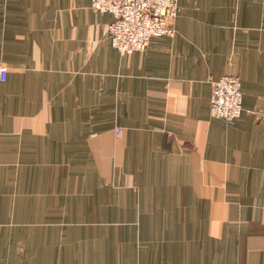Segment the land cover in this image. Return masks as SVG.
I'll return each instance as SVG.
<instances>
[{"label": "crops", "instance_id": "crops-1", "mask_svg": "<svg viewBox=\"0 0 264 264\" xmlns=\"http://www.w3.org/2000/svg\"><path fill=\"white\" fill-rule=\"evenodd\" d=\"M178 6L121 54L90 0H0V264H264V0Z\"/></svg>", "mask_w": 264, "mask_h": 264}, {"label": "built area", "instance_id": "built-area-1", "mask_svg": "<svg viewBox=\"0 0 264 264\" xmlns=\"http://www.w3.org/2000/svg\"><path fill=\"white\" fill-rule=\"evenodd\" d=\"M96 14H109L106 32L111 46L121 54L143 52L153 37H173L179 12L178 0H90ZM7 69L0 66V82ZM242 111V94L238 78L225 75L212 84L209 113L227 123ZM119 130H116L118 133Z\"/></svg>", "mask_w": 264, "mask_h": 264}, {"label": "rangeland", "instance_id": "rangeland-1", "mask_svg": "<svg viewBox=\"0 0 264 264\" xmlns=\"http://www.w3.org/2000/svg\"><path fill=\"white\" fill-rule=\"evenodd\" d=\"M223 76H225V75H223ZM230 76H233V75H230ZM221 77H222V76H221ZM221 77H219V78H221ZM233 77H236V76H233ZM219 78H218V79H219ZM236 78H238V77H236ZM218 79H216L215 81H217ZM238 80H239V79H238ZM215 81H213L212 84H213ZM239 83H240V80H239Z\"/></svg>", "mask_w": 264, "mask_h": 264}]
</instances>
